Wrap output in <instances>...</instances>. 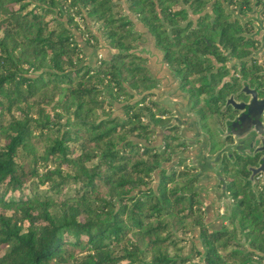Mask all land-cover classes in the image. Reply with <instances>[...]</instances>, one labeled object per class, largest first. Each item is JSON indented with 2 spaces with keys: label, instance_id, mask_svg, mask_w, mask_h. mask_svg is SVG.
Segmentation results:
<instances>
[{
  "label": "trees",
  "instance_id": "trees-1",
  "mask_svg": "<svg viewBox=\"0 0 264 264\" xmlns=\"http://www.w3.org/2000/svg\"><path fill=\"white\" fill-rule=\"evenodd\" d=\"M224 9L222 0H0V264L264 260L240 241L245 233L264 252L263 235L251 240L242 224L264 218V206L236 211V229L206 225L182 159L156 180L175 135L156 141L144 120L171 113L153 98L159 80L140 38H153L193 96L212 94L227 52L244 56L252 41ZM221 86L213 106L235 83Z\"/></svg>",
  "mask_w": 264,
  "mask_h": 264
},
{
  "label": "flooded vegetation",
  "instance_id": "flooded-vegetation-1",
  "mask_svg": "<svg viewBox=\"0 0 264 264\" xmlns=\"http://www.w3.org/2000/svg\"><path fill=\"white\" fill-rule=\"evenodd\" d=\"M222 5L225 8L224 10L228 15V19H238L246 27L247 25L249 26L248 30L244 31L243 34L252 38V41L248 44H242V47L246 48L248 53L243 56L232 55L227 52L228 56L222 60L228 63L230 70L228 68L227 71L225 70L226 72L221 76L220 82L214 85L215 88L212 94L204 93L200 98H197L181 84L182 89L187 91L191 96V110L198 113L202 128L209 132L211 152H216L226 144L233 142V138L231 136L225 138L223 132L226 129V125L230 123V120L235 117L238 111L232 109L233 105L232 103H228L227 97L233 95L238 100H248L250 96L246 92L251 91L250 93H252L251 89L253 88H257L260 91V87L264 83V75L260 73L264 69L262 65V62H264V44L261 39L264 31L258 33L259 16L264 15V0H222ZM249 16H256L257 19L245 20ZM168 67L177 73L176 66L169 65ZM244 69L248 72L247 76L245 75ZM231 71L232 73H230ZM227 81L235 83V86L229 94L219 100V105L213 106L214 99L212 96L218 95L219 90L224 86H221L222 83L225 84ZM260 95H264V92L260 91ZM216 107L218 111L211 112L209 109L210 114L208 116V108H214L216 110ZM160 116L163 119H167L169 114L163 113ZM210 117H212L211 121L209 119ZM175 131H177V128L173 130L174 134L172 132L165 134L171 137L175 135ZM185 144L184 142H180L179 146L183 148ZM262 156L263 152H257L253 155L241 154L238 150H234L231 154L226 152L222 160L224 169L223 177L207 174L208 182H210L209 186L214 191L212 192L214 196L213 200L219 197V212L225 206V213L228 214L226 216V214L221 215L220 213L221 218L211 220V224L216 223V221H220L224 226L230 222L235 223L239 218L238 215V217L236 216V211L240 214V210L246 211L258 205L264 206V170L254 172L251 168L260 166ZM210 176L212 177L211 179H209ZM223 185H225L224 190L222 189ZM219 191L223 192L220 193ZM242 224L244 226H250L245 232L251 240L252 234L255 235L256 233L262 234V239H264V218L256 222L244 220ZM255 226H258V228H255Z\"/></svg>",
  "mask_w": 264,
  "mask_h": 264
},
{
  "label": "water",
  "instance_id": "water-1",
  "mask_svg": "<svg viewBox=\"0 0 264 264\" xmlns=\"http://www.w3.org/2000/svg\"><path fill=\"white\" fill-rule=\"evenodd\" d=\"M259 17L258 33L264 31V15ZM249 19L256 20L257 18L256 16H249L245 20ZM261 39L264 44V35H262ZM147 41L152 43L153 38L148 36ZM152 44L154 57H151L147 52H144L143 45H145V42L141 43L140 47L137 48V52L150 58L149 62L146 64L150 67L151 72L154 73V77L162 79L163 83H165L164 87L158 86L154 89L156 101L160 103L163 108L172 113V119L171 122L163 125H156L151 120H147V122H150L152 127L156 129V141L165 137V129L178 128L179 131L175 134L176 137L182 138L181 143L187 142L188 145H192V147H189L185 152L181 151L174 153V164L172 165V169L174 168V165L179 162L181 157L191 159L192 162L200 168V173L198 175L203 173L204 177L202 176L201 179L203 178L208 182L207 174L223 177L224 169L222 166V160L224 154L226 152L231 154L234 150H238L241 154L252 155L257 152H263L260 166L251 168L254 172L264 170V95H260V91L264 92V83L263 86L260 87V91L257 88H253L251 89L252 93H250L251 91L246 92V94L250 96L248 100H238L233 95L227 97L228 103H232L233 105L232 109L238 111L235 117L230 120V123L226 125V129L223 132L224 137L231 136L233 142L226 144L216 152H211L210 136L203 130L199 115L196 112L191 111L192 99L190 94L187 91H182L180 89L181 80L174 70L164 65L161 57L159 58L156 56L162 55V51L154 45V42ZM262 65L264 67V62H262ZM260 73L264 75V69ZM166 75H168V77ZM176 85H179L180 87ZM164 167V163L162 162L156 172V180L160 178L159 171L164 169ZM211 178L212 177L210 176L209 179ZM201 183H198L196 189L199 192L200 200L204 203V209L206 212L205 224L208 225L217 211L215 210V206L213 207L210 203L214 202L216 208H218L219 200H215V202L213 201V197L211 199V196H208L207 194L204 199L202 193L204 188H198ZM222 189H225V185H223ZM210 226L213 227V225Z\"/></svg>",
  "mask_w": 264,
  "mask_h": 264
},
{
  "label": "rangeland",
  "instance_id": "rangeland-1",
  "mask_svg": "<svg viewBox=\"0 0 264 264\" xmlns=\"http://www.w3.org/2000/svg\"><path fill=\"white\" fill-rule=\"evenodd\" d=\"M146 36V35H145ZM140 40L142 41V42H145V45H143V50H144V52H147L151 57H154V51L152 50V46H153V42L152 43H149V41H147L146 40V38H144L143 36L140 38ZM137 48L138 47H140L139 45H137L136 46ZM160 54V53H159ZM157 57H161V55H156ZM98 57H99V55H98ZM149 60H150V58L148 57L147 58V61H146V63H148L149 62ZM156 64V63H155ZM157 65H160V64H157ZM167 77H168V75H166ZM162 78H163V76H162ZM159 80V83H158V86H160V87H164L165 86V83H163V80L162 79H158ZM175 84H177V83H175ZM176 86H179V85H176ZM182 86V85H181ZM180 87V86H179ZM180 89L182 90V91H185V90H183L181 87H180ZM153 98H154V100H156V94H154L153 95ZM160 104V103H159ZM161 105V104H160ZM162 107V106H161ZM163 108V107H162ZM163 109H165V108H163ZM191 111H194V110H191ZM195 112V111H194ZM197 113V112H196ZM198 114V113H197ZM208 116H209V114H208ZM211 118L212 117H210L209 119H210V121H211ZM171 119H172V113H171V116L169 117V118H167V119H164L165 120V122L163 123H159V124H157V125H163V124H167V123H169V122H171ZM144 120L145 121H147V120H151L149 117H144ZM152 121V120H151ZM154 124H156L154 121H152ZM171 128H167V129H165V133H170L171 132V130H170ZM203 130L204 131H206L204 128H203ZM178 131H179V129L177 128V131H175V134L176 133H178ZM208 134H209V132L208 131H206ZM173 133V132H172ZM174 134V133H173ZM173 139V143L175 144V150H174V152L172 153V156H171V158L170 159H164V160H162L161 162H163L164 163V169L166 170V172L167 173H171L172 171H173V169L179 164V162H180V159H182V168L183 169H185L187 172H189L188 174L189 175H191V176H193L194 178H195V183H194V191H196L197 192V194H198V198H199V192H198V190L196 189V187H197V185H198V183L200 184L201 182V185L198 187L199 189H202V188H204L203 189V191H202V193H203V198L205 199V196H206V194L208 195V196H211V199H212V197H214L213 196V193L212 192H214L213 191V189L209 186L210 185V182H207V181H205L203 178L201 179V177L203 176V173L201 174V175H198L199 173H200V168L198 167V166H196L195 165V163H193L192 162V160L191 159H187V158H184V157H181L180 159H179V162L176 164V166L172 169V165L174 164L173 162V160H174V158H173V155H174V153L175 152H181V151H186L189 147H192V145H188L187 144V142H184V143H186L184 146L185 147H181V146H179V143L181 142V140H182V138L181 137H176V135H175V139L174 138H172ZM178 145V146H177ZM161 147H162V145H161ZM177 161V160H176ZM204 177V176H203ZM205 181V182H203V181ZM216 184V183H215ZM215 184H214V186H215ZM214 186H212V187H214ZM220 192V191H219ZM221 193V192H220ZM228 195V194H227ZM215 200H219V199H215ZM215 200H213V201H215ZM211 202V201H210ZM216 202V201H215ZM218 203H219V201H218ZM213 207L215 206V210H217L216 211V213L214 214V218L212 219V220H214V219H216V218H221V216H220V213H221V215H223V214H226V216L228 215L227 213H225V206H223L222 208H221V212H219V210H218V208H216V205H215V203L214 202H212V203H210ZM219 206V205H218ZM203 208H204V204H203ZM205 220H206V217H205ZM217 220V219H216ZM230 222V221H229ZM240 221H239V218H238V220L233 224L232 222H230V223H228L227 225L228 226H231V228L233 227V228H238V226L239 225H241L240 223H239ZM221 223V222H220ZM216 224H217V222H216ZM214 226H215V223L213 224ZM189 234H191V233H189ZM196 236V238H194L195 239V242H197L198 241V243L200 242V235L199 234H196L195 235ZM189 237H193V235H189ZM193 240V239H192ZM239 240V239H238ZM240 241L242 242V243H244V244H246L244 247H245V250L247 249V250H250V249H255L256 250V252L257 253H263L264 254V252H262V251H260V250H258V249H256V248H252L251 246H250V244H249V242L247 241V239H246V236H245V233H243L241 236H240ZM194 262H200V260H199V256L197 255V257H195V259H194ZM254 262H256L257 264H264V260H259L258 258H254Z\"/></svg>",
  "mask_w": 264,
  "mask_h": 264
}]
</instances>
